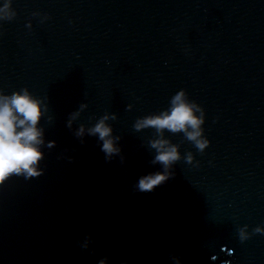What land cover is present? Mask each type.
<instances>
[{"label":"water","instance_id":"water-1","mask_svg":"<svg viewBox=\"0 0 264 264\" xmlns=\"http://www.w3.org/2000/svg\"><path fill=\"white\" fill-rule=\"evenodd\" d=\"M10 11L0 90L46 106L45 159L40 177L0 185V264H264V0H11ZM180 90L203 109V153L183 132L135 128ZM105 115L121 149L110 162L87 133ZM159 138L182 159L140 192L162 171Z\"/></svg>","mask_w":264,"mask_h":264},{"label":"clouds","instance_id":"clouds-1","mask_svg":"<svg viewBox=\"0 0 264 264\" xmlns=\"http://www.w3.org/2000/svg\"><path fill=\"white\" fill-rule=\"evenodd\" d=\"M10 9L11 0H8L0 7V21L12 19L14 13ZM86 107L81 105V110ZM45 111L46 106L43 102L34 97L27 88L13 91L11 94H5L0 90V185H4L12 176L32 179L43 175L41 162L45 159L42 150L45 140L40 123ZM77 116L79 112L72 114L68 121L69 128ZM108 119L109 117L105 115L93 127L87 129V133L97 137L101 142V151L110 162L113 156L119 155L121 149L117 146L119 138L113 137V129L108 125ZM204 123L203 109L190 101L184 90H180L170 99L168 109L139 119L135 128L137 131L151 128L160 134L164 130L172 133L183 132L203 153L210 144L203 133ZM85 131L81 126L76 133L77 137H83ZM150 146L156 152L153 163L161 165L162 171L140 177L135 185L136 190L140 192H152L166 183L173 177V166L182 159L178 146L166 139L153 140ZM47 147L54 148L55 141L48 142ZM184 159L189 164L193 163L191 154ZM255 232L264 233V227H257ZM239 238L241 242L250 238L247 226L239 229ZM99 264H106V260H101ZM176 264H180L178 259Z\"/></svg>","mask_w":264,"mask_h":264}]
</instances>
